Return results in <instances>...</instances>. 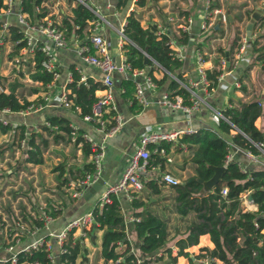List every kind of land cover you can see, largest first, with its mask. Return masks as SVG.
Listing matches in <instances>:
<instances>
[{
    "label": "crops",
    "instance_id": "obj_1",
    "mask_svg": "<svg viewBox=\"0 0 264 264\" xmlns=\"http://www.w3.org/2000/svg\"><path fill=\"white\" fill-rule=\"evenodd\" d=\"M78 1L85 4V6H87L98 18L100 22L98 25V32L109 41V51L114 57L118 56V59H123L120 49L122 41L119 39L118 30L121 24L124 23L125 16L132 11L138 18L140 25L143 27L153 25L155 26V30L159 27H165V32L173 39V44L171 46L172 49L176 51L182 59L181 66L178 70L185 79L194 75L193 53L197 48L196 45L198 43H200V50L203 52L206 69H218L220 63L219 59L224 58L225 62L221 68V76L217 79L215 87L212 88L205 97L207 105L203 104L190 113H184L175 107L164 106L156 101L160 91L165 89L166 82L157 85L154 89L145 88V93L148 97L147 102L144 105H141L137 112L132 113L128 109V104L118 91L119 79L128 78L127 74L124 72H115L113 74L114 85L111 95L115 111L122 115L123 123L115 132L107 136L103 141L104 148L99 176V179H101L102 182H97V184L93 186L94 181L82 188L79 195L72 196L70 194V183L80 175L78 169L82 168L83 164L89 161V156H84L82 154L79 145L80 143H77L76 145L72 143L70 140L72 139V135L68 141L66 138L65 140L59 139L58 141H53L51 133L41 130L38 126L44 125L48 116L56 115L67 119L68 125L71 129L80 128L83 132L90 134L92 137L96 139L100 138L99 133L95 130L92 124L82 120L77 114V111L70 109L69 106H62L57 98L58 93L65 90V84L70 79L71 68L76 69L83 79L90 77L93 80L100 81L101 72L96 67L84 62L78 53V46L81 44L82 40L85 41L90 34V21H88L87 27L83 29L85 34L83 38H75L73 35L70 39L66 40L65 46L55 48L59 75L56 79L55 85L51 88V97L45 105L40 109L32 110L28 113H19L17 111L2 114V117L12 126L22 124L27 130L33 128L35 131L41 132L42 137L45 140V146L43 147V145H41L43 162L40 164H32L21 161V163L25 165H35V167L42 166V171L44 173L36 175L35 177L43 176L46 179L47 175H49L48 179H50L52 184H50V187H48L47 190L41 189L37 192L35 191L34 194L33 191L26 190L22 186L19 187L20 190L18 189V191L0 190V241L5 237L3 224L14 223L11 222V219L9 218L11 213L17 215L19 221L24 223L28 230H31L34 228H31L28 221L21 218L19 214L20 208L22 207L26 213L28 212L33 215L36 210L37 213H39L40 206L44 207L46 206V203L53 202L58 205V208L60 209L59 213L54 217L52 216V219L46 224V226L36 228L32 233H23L21 237L23 243L29 242L37 236H46L49 238V232L55 233L70 219L83 212L92 211L96 206L99 193L104 184L116 181L121 175L128 162L130 154L137 147V139L140 134L151 130H182V133L177 134L173 140L164 142L168 143V151L165 152L164 155H160L162 158L169 157V160L163 162V168H160L159 164H155L146 166L143 170L138 171L141 186L137 190L132 189L131 193H134L135 197H137L143 205L137 207L131 206L129 203L130 199L122 192L114 195L118 200L119 208L123 216L129 245L136 249L135 252L141 257L149 258V256H151L150 259H152L148 261L149 264L154 262V256L149 254L141 255L135 247L136 238L131 226L133 220L132 213L142 208H148L156 214L163 216L167 220L166 225L168 232L164 246H169L171 253H175L176 247L174 245V240L181 236L184 230L185 219L188 218L189 215L186 217H180L174 211L173 205L175 192L171 183L162 179V174L169 173L176 178L177 181H181L184 178L190 179L193 174L191 169L192 163L189 160L190 154H188L186 146L178 142V138L184 133L183 131L190 129V132H192L199 127L215 128L217 118L219 117L218 113L225 107V105L229 103L237 105L239 102L246 101L250 98H256L261 101L260 115L255 119L254 124L259 130L264 131V61L255 59L256 52L253 51L252 45L253 39L256 38L254 47H260L258 50L259 52L263 50L264 28L262 23L264 22V0H197L202 8L199 13L190 17V26L185 30L188 34V41L187 43L181 44L175 41V36L178 35V30L181 29V26L178 24H180V21H184V17L189 15L183 13L179 15L168 13L165 15L161 9L156 8V13L152 14V20L143 22V16L141 13L139 14V11H141L142 7L144 8L146 3L151 9L153 7L152 4H154L156 0H149L147 2L144 0L143 4H138L136 0H129L122 9H117L115 7L116 0ZM215 1L219 6L214 7L211 11H207V4ZM51 3L52 0H50L49 4ZM55 3L54 4L57 5V8L54 7L55 5L50 6V8L48 7L49 11L43 17H47L56 23H59L61 17L71 15L70 8L73 5V0H60V2L57 0ZM253 9L261 11L262 14L258 20L252 23L250 34L247 37L244 26ZM205 13L208 14V20L205 26L201 28L200 23L203 20V16H207ZM168 16H172L174 21H168ZM0 18L9 23H15L14 14L12 13H2L0 14ZM35 21L36 19H33L31 23H35ZM31 33L40 37L36 30H31ZM235 34L238 35L239 39L232 48L231 53L228 54L230 43ZM8 38L9 35L6 36V40L0 43V52L2 51L4 54L3 62L6 63L8 67V69L3 68L5 70L2 72L0 71V89L3 88L6 90L8 82H11L16 78L22 84L20 87H17V91L28 100H33L34 98L39 97L44 86H41L40 81L33 80L29 77L30 72H32V63L30 62V56H28L30 54L23 53L20 62H13L14 56L10 53L12 46ZM112 41L115 42V45H112ZM242 42L243 48L241 51H238L237 48ZM236 52H238L237 56L235 55ZM143 68L147 70L149 67L146 66ZM152 74L156 78L160 77L162 75V68L159 67L153 69ZM168 74L172 77V74ZM30 85L39 86L40 89L37 92H29L27 87ZM100 92L101 89H96L95 95ZM1 134L13 136L14 133L10 130ZM17 136L18 135H16L15 140H17ZM5 144L8 147L11 142L6 141ZM160 144H162V142H160ZM177 146L181 148L179 151L174 150ZM49 148L51 151L48 155L52 154L54 158L53 166L50 169L51 172L46 171L48 159L47 153L48 150H50ZM4 153L5 152H2L0 157H2ZM22 155L21 160L22 157H24V153ZM233 159L247 169L260 168L257 166L253 167L256 164H259L251 162L240 150H234ZM261 159L264 161L263 157ZM59 165L62 167V172L60 173V167H57ZM249 165L252 166L249 167ZM68 166H73L72 172H74V168H77L78 173L75 174V177L72 178V176L68 175ZM64 177L66 180L61 182ZM151 180H155L154 187L157 191L151 189V186L149 185V181ZM7 206L9 209H6ZM254 207L255 205L252 202L250 208ZM8 210H10L11 213ZM215 217L219 218L216 225L211 226L213 229L200 234L196 244L185 248L188 254L191 256L197 254L200 246L212 247L213 243L211 237L215 236L216 228L221 222L228 221V217L221 212H218ZM179 220H181L180 223ZM79 232L80 228L74 229L73 237H81ZM93 234V239H89L87 235L81 237L82 245L85 247L86 251L83 254V259L80 260V257L78 256L75 258L73 264L91 262L92 257L90 255H92L94 251V260L98 264L99 262L100 264H115V261L112 260L103 262L100 256L101 230H94ZM232 237L234 246L237 242V237L233 234ZM51 241L52 250L55 251V243L53 242V239H51ZM4 254V251L0 249V256ZM156 254H161V260L166 259L165 252L162 253L160 249ZM235 257L237 258L238 256ZM194 260L196 261V259ZM158 262L159 260L155 261L154 264H157ZM50 264L56 263L53 262ZM174 264H188L187 257L183 255L176 256Z\"/></svg>",
    "mask_w": 264,
    "mask_h": 264
},
{
    "label": "trees",
    "instance_id": "obj_2",
    "mask_svg": "<svg viewBox=\"0 0 264 264\" xmlns=\"http://www.w3.org/2000/svg\"><path fill=\"white\" fill-rule=\"evenodd\" d=\"M1 1V0H0ZM70 1V0H69ZM72 1V0H71ZM129 0H116L115 7L122 9ZM50 0H20L19 6L25 18L28 21L40 19L49 8L45 4ZM144 0H137L138 4H143ZM1 3V2H0ZM219 4L215 1L207 4L206 10L211 11ZM71 15L60 18L58 23L59 28L65 40L70 39L73 35L75 38H83V29L87 27L88 21L93 18V12L78 0H73V5L70 8ZM185 14L180 12L179 14ZM204 22L208 20V14ZM1 25V18H0ZM264 28V22L262 23ZM264 30V29H263ZM9 32V40L12 45L13 54L18 53L21 46L25 44L22 31L16 23L7 25ZM155 26L148 25L143 27L140 25L138 18L131 11L125 16V21L122 26V34L127 38L120 46L124 62L132 68H141L148 66L147 74L161 85L166 82L165 90L170 96L180 95L183 102H189L188 92L180 83L171 77L172 74L179 81L184 82L186 79L179 72L182 59L176 51L169 47L167 40L170 37L166 32L156 34ZM239 39L235 34L229 47V53ZM84 40H82L83 42ZM177 43H187L188 34L185 30H178V35L175 36ZM253 39V51L256 52L255 59L264 61V46L262 51H258L260 47L255 48ZM81 42V43H82ZM200 49V43L196 45ZM142 49L146 50L149 58L144 63L142 61ZM258 51V52H257ZM42 54L39 50H35L33 54L32 72L29 77L33 80L40 81L43 87L50 80V73L41 70L39 60ZM162 68V75L154 77L153 69ZM219 69H206L208 78L209 91L215 87L217 83V74ZM70 80L65 84L66 98L69 100V108L77 111L81 117L83 114L89 113L91 104L95 100V90L103 88L99 80H93L86 77L80 80V74L76 69H70ZM4 79V78H3ZM22 84L14 78L8 82L7 89H0V109L8 108L10 112H17L24 108L31 100H28L17 91V87ZM3 87V86H2ZM45 87V86H44ZM30 92H37L40 87L30 85L27 87ZM133 82L130 78H120L118 81V91L121 97L128 104V109L134 113L140 109V104L136 101L133 94ZM33 101H35L33 99ZM256 98H250L246 101L239 102L237 105L229 103L220 111L225 119L218 117L215 128L199 127L189 133H183L178 138V142L184 144L188 150L189 160L192 163L191 169L193 174L191 178H184L181 181L171 184L174 189V211L180 217H186L184 230L178 238L174 240L176 247L175 253H171L169 246H164L167 240V220L148 208H142L134 211L132 214L135 217L132 222V230L136 238L135 247L141 255H153V261L161 260V254L156 252L160 249L165 252L166 259L163 264H174L176 256L183 255L187 257L188 264H202L201 259L207 258V264H264V167L247 169L241 171L235 160L227 163L223 162L224 155L227 150L228 142L243 149L248 150L253 154H257L259 150L255 143L262 142L264 146V131L259 130L255 124V119L260 115L261 105ZM102 106L100 116L104 119L106 125L113 122L115 110ZM50 125H55L56 128H51L46 125H40L38 128L51 133L52 140L68 141L72 135V143L76 145L80 143L81 152L84 156H89L90 149L88 143L82 138V130L80 128L71 129L68 125V120L56 115L48 116L46 119ZM13 131V135L17 136V143L24 138L25 147H19L25 154L22 158L23 162L40 164L43 162L41 148L45 146L41 132L35 131L33 128L27 130L22 124L12 126L9 123H2L0 120V132ZM18 133V134H16ZM12 145V144H10ZM164 152L168 151V143L162 142ZM9 147L6 144L0 145V154L4 149ZM149 155L147 164H159L163 168L165 157L152 151V146H148ZM179 146L175 147V151H179ZM164 155V154H163ZM209 165H223L219 174L218 181L208 190H204L201 182H198L195 177H200L202 180L207 179L212 170ZM60 167V172L62 167ZM68 166V175L75 177L78 173L77 168ZM92 165L90 161L83 164L79 168L82 176L86 171H90ZM66 178L62 179L64 182ZM155 180L149 181V185L153 191H157L154 187ZM225 188V193L220 192L221 188ZM245 191L251 197V201L255 205L249 209L242 204L241 194ZM130 205L137 207L143 203L131 193ZM44 210L51 216H56L60 209L53 202L46 203ZM6 209H9L7 206ZM10 212V210H8ZM32 215L26 213L22 207L19 214L22 219L28 221L31 228H39L42 226V220L39 218L37 210ZM221 212L228 217V221L221 222L216 228L215 236L211 237L212 247L200 246L199 252L194 255L188 254L186 247L196 244L200 234L207 230H212V225H216L219 217L215 215ZM11 213V212H10ZM93 223L85 229L87 237L93 239L94 230H101L100 237V256L103 262L107 260L114 261L117 257L122 256V260L115 261V264H134V256L128 252L129 242L124 238L125 224L122 213L119 208L118 200L114 195H111L110 202L104 203L98 209L96 206L92 209ZM11 222L17 218V215L11 213L9 215ZM212 223V224H211ZM71 232V231H70ZM232 234L237 237V242L229 251L224 246L223 240L225 236L232 237ZM122 240L125 244L122 250L116 248V241ZM81 237H73L67 242L68 251L60 255V259L65 260L67 264H73L76 257L83 259V254L86 249L82 245ZM235 256H238L237 258ZM152 259V258H151ZM150 258H142L141 264L148 263ZM196 259V261L194 260ZM50 264L48 261L43 246L29 251H19L16 254L15 264ZM4 264H10L5 262Z\"/></svg>",
    "mask_w": 264,
    "mask_h": 264
},
{
    "label": "built area",
    "instance_id": "obj_3",
    "mask_svg": "<svg viewBox=\"0 0 264 264\" xmlns=\"http://www.w3.org/2000/svg\"><path fill=\"white\" fill-rule=\"evenodd\" d=\"M20 0H1L0 2V14L4 13H12L14 14L15 23L18 25L19 30L22 31L23 37L25 40V44L21 46L18 50V53L13 57V62H20L22 60L21 55L30 54V62L33 65V54L35 50H39L42 54V57L39 60L40 69L50 73L51 78L49 81L45 83V87L42 90V93L39 97L34 98L35 101L31 99L24 108L20 109L19 113H28L32 110H37L42 108L43 105L50 99L51 97V88L55 85L56 79L59 75L58 70V62L55 48L63 47L66 44V40L62 34L61 29L58 26V23L47 18L42 17L37 19L35 23H31L25 18L24 13L21 12L19 4ZM206 16H203V20L200 23V27L203 28L206 24L204 19ZM168 21H174L172 16H168ZM90 21L89 31L87 39L83 41L78 46V53L80 58L96 67L101 72L100 82L103 85L101 88V92L96 94L95 100L91 104V110L89 113L83 114L81 119L89 122L93 125L95 130L99 133L98 139L92 137L90 134L86 132H82V138L88 143L90 154L89 161L92 165V169L90 171H86L82 176L75 178L71 183V192L72 196L79 195V192L82 188L87 186L88 184L96 181L101 172V159L103 156V141L104 139L115 132L123 123L122 115L115 111L113 116V122L110 125H106L103 118H101L100 113L102 106H105L104 111L107 108H111L115 110L114 103L112 101V88L114 85L113 74L115 72H124L127 74V77L130 78L133 82V94L134 98L140 105H144L148 97L145 93V88L154 89L157 84L151 78L149 74H147V70L143 67L141 68H132L129 64L124 62V59H119V62L116 63L113 55L109 51V41L104 38L98 32L99 20L94 15ZM179 26L181 29L187 30L191 23V18L189 16L185 17L184 21H180ZM10 23L6 20H1L0 25V43L6 40V36L9 35L7 31V25ZM124 24V23H123ZM121 24L119 28V39L123 42L127 41V38L122 34V26ZM165 27H159L155 31L156 34H160L165 32ZM31 30H36L40 37L31 33ZM50 43V44H49ZM167 43L169 47L173 44V39L168 38ZM172 48V47H171ZM243 48V42L238 46L237 50L241 51ZM193 67H194V75L188 77L184 82L179 81L176 77L172 75L175 80H177L182 87L186 89L188 92L189 102H183L180 95L176 94L174 96H170L167 91L164 89L160 91L159 96L156 98V101L167 107H175L183 111L184 113H190L193 110H196L201 105H207L205 101L206 95L209 93L208 89V78L206 76V68H205V59L203 57V52L196 48L193 53ZM238 55V52L235 53ZM233 58V57H232ZM219 70L220 72L217 74V79L221 76L222 65L224 64V58L219 59ZM71 78V76H70ZM70 80V79H69ZM68 80V81H69ZM80 80H83V77L80 76ZM66 89L62 90L58 93L57 98L58 102L64 106H69V100L66 98ZM261 104V101L258 100ZM10 112L8 108L3 107L0 109V120L2 123H8L6 119L2 117V114ZM218 116L225 119L221 112L218 113ZM44 125L49 126L51 128H56L55 125H50L47 120H45ZM190 129H186L183 132H190ZM182 133V130H173V131H160V130H151L148 132H144L139 135L137 139V147L130 154L128 158V162L125 165L121 175L116 181L108 182L104 184L102 190L99 193L96 208L100 209L104 203L110 202L111 195H116L119 192L125 194L127 198H131V190H137L141 186V181L138 177V171L143 170L147 164V158L149 155L148 145H152V151H156L159 154H164V148L160 144V142H169L174 139L177 134ZM19 144H25L24 138L19 140ZM255 146L259 150L257 154H253L248 150H243L231 142H228L227 150L224 155L223 162L227 163L233 159L234 150L242 151L251 162L258 163L262 167H264V161H262V157H264V146L262 142L255 143ZM233 148V149H232ZM25 156V154H24ZM166 160H169V157H165ZM239 169L241 171H246L247 168L243 165H240ZM162 179L168 183H176L177 179L174 178L169 173H163ZM225 188H221L220 192L222 194L225 193ZM248 192L245 191L241 194L242 204L249 208L251 207L252 201L249 199ZM38 216L42 220V226H46V224L52 219V216L49 215L43 207H39ZM135 217L133 216V219ZM93 223V214L92 211L83 212L82 214L70 219L64 224V226L56 231L55 233L49 232L50 236L47 238L46 236H37L29 242H22L23 233H32L34 229L28 230L24 223L19 221V217H17L14 223H4V231L5 237L0 241V249L4 251V255L0 256V264H4L5 262H9L10 264H15L16 262V254L19 251H29L31 249H37L40 246H43L46 257L50 263L55 262L56 264H67L65 260L60 259V255L68 251L67 242L73 238V231L76 228H80V236H86L85 229L89 228ZM71 231V232H70ZM124 238L128 240L127 232L124 231ZM51 239L55 243L56 250H52ZM125 244L122 240L116 241V248L118 250H122ZM131 245H129L128 252L134 256V264H141L142 258L135 252ZM151 256H149L150 258ZM148 258V257H146ZM122 260V256L117 257L114 261ZM202 264H207V258L203 257L201 259ZM35 264H41L40 262H35Z\"/></svg>",
    "mask_w": 264,
    "mask_h": 264
},
{
    "label": "rangeland",
    "instance_id": "obj_4",
    "mask_svg": "<svg viewBox=\"0 0 264 264\" xmlns=\"http://www.w3.org/2000/svg\"><path fill=\"white\" fill-rule=\"evenodd\" d=\"M56 1L57 0H52L51 4H49V2H46V3L44 2V3L50 8V6H54L56 4L55 3ZM147 1H149V0H146V2ZM59 2H60V0H59ZM136 2H137V0H136ZM164 3H166V4H164ZM152 5H153V7L150 9L148 7V4L146 3L144 8L142 7L141 11H139V14L141 13L143 16V22L152 20L151 17H152V14L156 13V8L161 9L165 15L168 13L169 14L173 13V14L179 15L180 12H184L185 14L189 15V17L195 16L197 13L200 12V10L202 8V6L198 4L197 0H156V2ZM54 7L57 8V5H55ZM183 19H185V17ZM11 51H12V47H11ZM3 58H4V54L1 51L0 52V71L1 72L5 70L3 68L8 69L6 63L3 62ZM19 90H21V89H19ZM15 138H16V135L15 136L14 135L8 136V134H1L0 133V145L4 144L6 141L11 142V144H12V145L8 146L9 148L4 149L5 151L4 150L2 151L5 153L2 157H0V190L18 191V189L20 190L19 187H21V186L23 188H25L26 190L33 191V194L35 191L37 192L38 190H41V189L47 190L48 187H50V184H52L50 179H48L49 175H47L46 179L43 176L42 177H35L36 175L44 173L42 171V169H43L42 166H36L35 167V165H25V164L21 163V161H22L21 156H23L22 155L23 153L19 147L20 146L25 147V144H22L19 146L17 144V140H15ZM50 148H53V147H50ZM50 151H51V149L48 150L47 155L50 154ZM263 159H264V157H263ZM53 160H54V158H53L52 154L48 155L47 166H46L47 172H51L50 169L53 166ZM251 166L252 165H249V167H251ZM255 166L260 167V168L262 167L260 164L259 165L256 164L253 167H255ZM180 222H181V220H179V223ZM232 238L230 236H225L224 240H223L224 246L229 251L232 249L233 244H234L233 243L234 241ZM90 256L92 257V261L88 262V263H84V264H98L94 260L95 251ZM164 261H165V259L159 260V262L157 264H163ZM154 262H151L149 264H154ZM77 264H83V263H77ZM99 264H100V262H99ZM107 264H111V263H107ZM146 264H148V263H146Z\"/></svg>",
    "mask_w": 264,
    "mask_h": 264
},
{
    "label": "water",
    "instance_id": "obj_5",
    "mask_svg": "<svg viewBox=\"0 0 264 264\" xmlns=\"http://www.w3.org/2000/svg\"><path fill=\"white\" fill-rule=\"evenodd\" d=\"M262 12L257 10V9H253L250 13V16L248 18V21L245 23V30H246V36L248 37V35L250 34V28H251V25L254 21L258 20L259 17L261 16ZM112 45H115V42L112 41ZM114 57V56H113ZM149 58L148 54L146 53V50L145 49H142V61L145 63L147 61V59ZM114 60L116 63L119 62V59H118V56H115L114 57ZM209 167L211 168L212 170V174L207 178V179H204L202 180L200 177H195V179L198 181V182H201L204 190H208L210 189L219 179V174H220V171L222 170L223 168V165H220V166H215V165H209ZM98 183H101L102 180L101 179H97V181H95L93 183V186H95V184ZM249 199L251 198L250 195L247 196Z\"/></svg>",
    "mask_w": 264,
    "mask_h": 264
}]
</instances>
